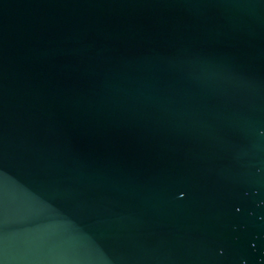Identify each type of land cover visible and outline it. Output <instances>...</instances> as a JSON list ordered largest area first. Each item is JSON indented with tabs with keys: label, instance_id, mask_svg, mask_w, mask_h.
Segmentation results:
<instances>
[{
	"label": "water",
	"instance_id": "1",
	"mask_svg": "<svg viewBox=\"0 0 264 264\" xmlns=\"http://www.w3.org/2000/svg\"><path fill=\"white\" fill-rule=\"evenodd\" d=\"M0 264H264V0H0Z\"/></svg>",
	"mask_w": 264,
	"mask_h": 264
}]
</instances>
